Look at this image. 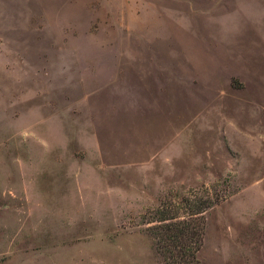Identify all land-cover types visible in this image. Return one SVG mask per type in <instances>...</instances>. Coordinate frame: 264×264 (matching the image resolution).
I'll return each instance as SVG.
<instances>
[{
	"label": "rangeland",
	"instance_id": "rangeland-1",
	"mask_svg": "<svg viewBox=\"0 0 264 264\" xmlns=\"http://www.w3.org/2000/svg\"><path fill=\"white\" fill-rule=\"evenodd\" d=\"M203 201L264 264V0H0V264H158Z\"/></svg>",
	"mask_w": 264,
	"mask_h": 264
},
{
	"label": "trees",
	"instance_id": "trees-1",
	"mask_svg": "<svg viewBox=\"0 0 264 264\" xmlns=\"http://www.w3.org/2000/svg\"><path fill=\"white\" fill-rule=\"evenodd\" d=\"M210 205L203 201L181 219L164 216L155 219L157 223L148 229L160 258L158 264H200L197 258L203 238L200 213Z\"/></svg>",
	"mask_w": 264,
	"mask_h": 264
}]
</instances>
